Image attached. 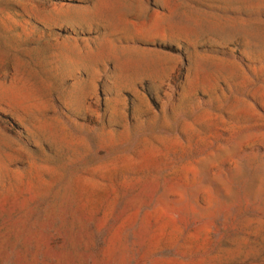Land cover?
I'll return each mask as SVG.
<instances>
[{"label": "rangeland", "instance_id": "1", "mask_svg": "<svg viewBox=\"0 0 264 264\" xmlns=\"http://www.w3.org/2000/svg\"><path fill=\"white\" fill-rule=\"evenodd\" d=\"M0 264H264V0H0Z\"/></svg>", "mask_w": 264, "mask_h": 264}]
</instances>
